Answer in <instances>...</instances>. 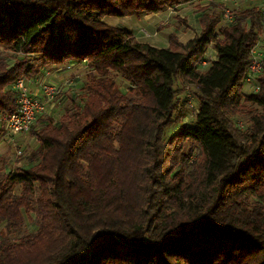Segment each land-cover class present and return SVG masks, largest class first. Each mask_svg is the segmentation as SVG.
I'll use <instances>...</instances> for the list:
<instances>
[{"label":"trees","instance_id":"obj_1","mask_svg":"<svg viewBox=\"0 0 264 264\" xmlns=\"http://www.w3.org/2000/svg\"><path fill=\"white\" fill-rule=\"evenodd\" d=\"M187 1L0 0V113L15 79L87 67L84 96L34 119L25 165L0 159V264H264V52L258 89L243 82L257 12L224 25L207 2L197 34L165 48L103 21Z\"/></svg>","mask_w":264,"mask_h":264},{"label":"built area","instance_id":"obj_2","mask_svg":"<svg viewBox=\"0 0 264 264\" xmlns=\"http://www.w3.org/2000/svg\"><path fill=\"white\" fill-rule=\"evenodd\" d=\"M206 3H214L221 17V22L225 25L232 22L235 12L239 7L238 0H203ZM251 2L252 0H246ZM254 4L250 5L257 12V17L264 30V0H254ZM144 33L143 29L139 30ZM262 35V36H261ZM263 33H259L254 44L248 50V62L243 76L244 87L249 91H256L258 89V75L262 70L263 52H264V37ZM207 49L211 52L215 51L207 46L200 60L197 64L205 65L208 60H213V56L209 54ZM77 65L74 61H67L55 66L58 69H71ZM50 71L43 69L35 75L29 77H19L14 80L12 88L15 91V109L10 112L0 113V129L1 133L8 139H12L18 135L27 133L36 116L43 114L46 107L58 101L60 98L68 96L71 97L72 90L68 92L63 91L60 85L50 80ZM79 77L75 73L68 81H63L67 87L71 88L74 81ZM30 84V85H29ZM29 85V86H28ZM186 104L191 106V96L189 90L185 94ZM238 126L242 124L238 122ZM16 154L20 153L19 147L14 149Z\"/></svg>","mask_w":264,"mask_h":264},{"label":"rangeland","instance_id":"obj_3","mask_svg":"<svg viewBox=\"0 0 264 264\" xmlns=\"http://www.w3.org/2000/svg\"><path fill=\"white\" fill-rule=\"evenodd\" d=\"M204 3H206V2L203 0H197L195 2H192V1L184 2L181 5V7L184 8L186 11H188L189 16L187 17L188 19L184 18V22H183V20H181V23L187 22L189 24V26L194 31L195 30V26H194L195 18L198 16L199 12L201 11L202 5ZM113 18L114 17H104L103 21L106 22L107 24L113 25L112 24V20H114ZM183 31H185V33L191 34L190 30L184 29ZM263 37H264V35H263ZM207 51H210V50L207 49ZM207 55L213 56V54H211V53H209ZM25 59H27V57H25ZM28 62H32V60H28ZM63 63H66V62H63ZM59 65H61V64L47 65L41 69V70L48 69L50 71V77H49L50 80L55 82L57 85H60L62 87L63 91L68 92L69 89L72 90L71 97H68V96L62 97L58 101H54L53 103L49 104L46 107L45 112L42 115H44V117L50 118L51 119L50 121L52 123H54L55 120L60 118V116L63 114V112L66 108L70 107L71 98L76 100L77 97L84 96L83 92L80 89V82H81L82 77L86 73L87 67L83 64H77L74 67H72L71 69H62L61 68V69L56 70L55 66L60 67ZM197 65L199 68H204L207 64L202 65V64L198 63ZM65 70H68V71H65ZM75 73H78L79 77L74 81L71 88H69V86L67 87L65 84H62L64 80L68 81L70 78H72ZM59 75H60V78L58 77ZM117 80L119 81V79H117ZM119 83H120V89L124 91L125 84H123L121 82H119ZM187 90L188 89L184 87V90H183L184 95L186 94ZM189 93L191 96L192 95L191 91H189ZM186 106L188 107V110L190 112H193L195 110V106H196V99H194V97L191 96V106H188L187 104H186ZM244 119H245V117H243V115L237 116L235 119L236 123L239 122L242 124V127L240 129H243L245 127ZM186 120H187V117L184 118V121H186ZM173 125L169 126L166 129V132H168V133L171 132ZM17 145L20 149L19 154H16V152L14 151V149L17 147ZM14 146H15V148H14ZM36 147H37V140L35 139L34 136L31 135V133L29 131L27 133L18 135L12 139H8L6 136H4L1 133V129H0V159L4 160L6 163V166L9 167L10 169H14L16 166H24L25 162H26L25 160H26L27 155L32 150H34ZM262 200L264 203V195L262 197ZM25 228L28 230H32L34 228L33 222L28 221V220L25 221Z\"/></svg>","mask_w":264,"mask_h":264},{"label":"crops","instance_id":"obj_4","mask_svg":"<svg viewBox=\"0 0 264 264\" xmlns=\"http://www.w3.org/2000/svg\"><path fill=\"white\" fill-rule=\"evenodd\" d=\"M189 1L195 2L197 0ZM254 2V0L251 2L239 0L238 8L249 7L250 5H253ZM182 4L183 3L168 7L160 12L143 15L138 19L131 16L114 17V20H112V26L125 28L133 39L152 47L165 48L167 46V35L169 33H174L177 40L184 44L190 41L195 34H197L199 26L197 23V17L194 22V31L187 22L181 23V20L184 22V18L189 16L188 11L181 7ZM205 4L206 3L202 5V8H205ZM140 29H143L144 33H141L139 31ZM184 29L190 30L191 34L185 33V31H183ZM209 50L210 51L208 53L213 54V60H215V53H212L211 49ZM58 77L60 78V75Z\"/></svg>","mask_w":264,"mask_h":264}]
</instances>
